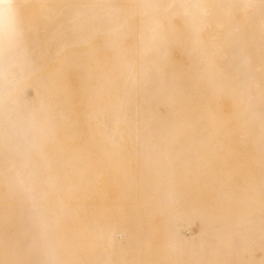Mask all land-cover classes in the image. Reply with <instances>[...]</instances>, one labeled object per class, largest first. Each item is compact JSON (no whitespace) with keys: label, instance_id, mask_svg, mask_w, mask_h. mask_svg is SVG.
Listing matches in <instances>:
<instances>
[{"label":"bare ground","instance_id":"1","mask_svg":"<svg viewBox=\"0 0 264 264\" xmlns=\"http://www.w3.org/2000/svg\"><path fill=\"white\" fill-rule=\"evenodd\" d=\"M12 2L0 264H264V0Z\"/></svg>","mask_w":264,"mask_h":264},{"label":"rangeland","instance_id":"2","mask_svg":"<svg viewBox=\"0 0 264 264\" xmlns=\"http://www.w3.org/2000/svg\"><path fill=\"white\" fill-rule=\"evenodd\" d=\"M174 53H176V51ZM28 95H29V97H31V95H32V91L31 90H28ZM218 102L221 105V107H220L221 111L224 112V113H227L229 111V109H230V105H229L228 100L222 98V99H219ZM257 172H258V170H257V168L255 166H250L247 169H243V170L241 169L240 174H241L242 178L246 179L248 176L256 177L257 176ZM58 177H61V174H59V171H58ZM67 179H68V177H67ZM60 185L64 188L65 192L68 195H70L71 193H75L76 188H75V186H72L70 182H68L66 180H63V181L60 182ZM70 199H72L76 203V199L73 196L70 195ZM85 200H89V199H85ZM77 201H79V200H77ZM97 203L93 202V204H92L93 207L100 208L101 206L104 205L103 202L98 203V204ZM78 222H79V220L75 216L65 217L61 227L59 229H54L55 230V234H56V239L63 238V236L65 235V231H66V225H72L73 224L74 227H78V225H77ZM190 231H191V233L193 235L197 234L198 233V224L192 225L190 227ZM80 233H82V231ZM71 241L76 246L75 239L72 238ZM222 260L226 264H229V262H230L229 256L226 253L223 254Z\"/></svg>","mask_w":264,"mask_h":264},{"label":"snow or ice","instance_id":"3","mask_svg":"<svg viewBox=\"0 0 264 264\" xmlns=\"http://www.w3.org/2000/svg\"><path fill=\"white\" fill-rule=\"evenodd\" d=\"M0 6L7 8L9 10H12L16 7V5L12 2V0H8L7 3H5L4 0H0Z\"/></svg>","mask_w":264,"mask_h":264}]
</instances>
